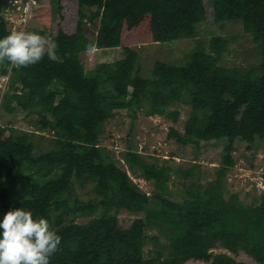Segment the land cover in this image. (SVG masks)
<instances>
[{
    "label": "trees",
    "instance_id": "16d2710c",
    "mask_svg": "<svg viewBox=\"0 0 264 264\" xmlns=\"http://www.w3.org/2000/svg\"><path fill=\"white\" fill-rule=\"evenodd\" d=\"M75 1L70 31L58 27L48 35L34 29L56 41V60L45 55L19 69L0 64V80L8 78L2 107L8 113L20 109L34 127L0 123V221L20 208L47 218L62 237L50 264H173L162 259L160 249L145 250L147 240L157 242L161 236L186 259L247 264L234 256L244 249L256 264H264V192L252 202L237 192L226 195L238 139L246 136L254 143L264 138V0H212L216 19L242 21L260 50L255 70H237L236 75L219 64V35L211 37L208 48L199 43L184 63L154 60L146 75L131 47L122 57L86 68L81 54L89 44L121 45L127 0ZM1 6L0 0L3 38L13 30ZM149 10L154 41L195 36L200 0H150ZM88 25L95 26L93 35ZM177 103L190 107L183 131L171 133L177 142L204 133L222 141L221 161L206 183L198 163L183 167L128 147L121 161L126 168L100 142L105 123L119 110L135 116L141 109L176 121L180 110L171 106ZM128 170L140 172L152 183L151 191L142 189ZM174 177L182 184L179 198L169 186ZM87 185L92 195L82 198L77 186ZM121 209L138 214L128 226L119 223ZM218 246L224 250H214Z\"/></svg>",
    "mask_w": 264,
    "mask_h": 264
},
{
    "label": "rangeland",
    "instance_id": "374dc122",
    "mask_svg": "<svg viewBox=\"0 0 264 264\" xmlns=\"http://www.w3.org/2000/svg\"><path fill=\"white\" fill-rule=\"evenodd\" d=\"M2 13L8 20L13 31H29L44 29L48 35L54 33L58 27L70 31L76 21L77 2L75 0H37L29 12H23L25 0H1ZM150 0H127L125 6L124 23L121 33V45L111 48H97L93 52L85 51L81 58L86 68H91L98 61H112L122 57L125 47L138 51L139 62L143 74L150 72L151 64L156 59L164 62L180 64L186 62L189 54L199 43L209 47L211 37L219 35L223 46V55L219 62L223 68L231 69L235 75L237 70H255L259 62L260 50L253 41L250 30L245 28L240 20L218 21L212 0H200L201 10L195 23V36L181 38L167 42H156L152 38L150 22ZM88 33L93 35L95 26H87ZM149 69L148 72H146ZM7 76L0 80V123H8L26 129H33L30 116L17 109L8 113L1 105L2 93L7 88ZM180 110L175 121L168 115H148L138 109L133 116L127 109L119 110L116 115L104 125L100 142L115 154L117 163L127 168L121 162L122 153L132 147L147 155H156L160 159L170 158L174 164L187 167L193 163L200 165V179L202 183L215 176V169L221 161L222 141L214 134L184 135L181 143L177 142L174 132H182L184 120L189 114V105L177 103ZM46 134L48 132L46 131ZM249 138L242 136L238 139L232 152L233 165L226 174V195L237 192L244 202H252L254 197L264 192V138L258 142L249 143ZM41 143L46 146V139ZM132 178L145 191H151L152 183L141 176L140 172L133 173ZM3 181L0 180V189ZM174 196L179 198L182 184L174 177L169 183ZM77 192L82 198L92 195L90 185L84 188L77 186ZM3 199H0V203ZM136 213L121 209L118 212L119 223L128 226ZM79 217L77 220H85ZM160 249L162 259L170 260L173 264H206L197 259H186L182 255L173 253L165 237L157 242L147 240L145 250ZM214 250H224L218 246ZM237 259L247 264H256V261L242 249L234 254Z\"/></svg>",
    "mask_w": 264,
    "mask_h": 264
},
{
    "label": "clouds",
    "instance_id": "9594fccd",
    "mask_svg": "<svg viewBox=\"0 0 264 264\" xmlns=\"http://www.w3.org/2000/svg\"><path fill=\"white\" fill-rule=\"evenodd\" d=\"M58 44L37 32L12 31L0 38V64L10 63L27 68L39 63L45 55L56 60ZM95 50L93 44L88 52ZM62 237L45 217H34L30 210H10L0 221V264H50L60 250Z\"/></svg>",
    "mask_w": 264,
    "mask_h": 264
},
{
    "label": "built area",
    "instance_id": "2783aa9c",
    "mask_svg": "<svg viewBox=\"0 0 264 264\" xmlns=\"http://www.w3.org/2000/svg\"><path fill=\"white\" fill-rule=\"evenodd\" d=\"M25 3H23V9H22V11L23 12H29V10L34 6V5H36L37 4V0H25L24 1Z\"/></svg>",
    "mask_w": 264,
    "mask_h": 264
}]
</instances>
